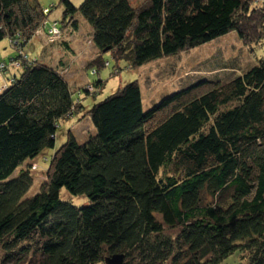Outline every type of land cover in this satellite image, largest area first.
<instances>
[{
    "label": "trees",
    "instance_id": "obj_1",
    "mask_svg": "<svg viewBox=\"0 0 264 264\" xmlns=\"http://www.w3.org/2000/svg\"><path fill=\"white\" fill-rule=\"evenodd\" d=\"M59 1L67 34L78 33V16L91 28L98 55L88 67H104L109 53L140 68L229 33L245 47L264 40L254 0ZM50 12L38 0H0V44L19 47L0 61L3 262L264 264V60L149 108L129 82L86 111L93 132L84 141L69 131L56 148L60 123L78 121L84 107L62 63L37 62L27 46ZM58 23L43 32L58 30L53 44L73 55ZM46 150L44 181L29 196L39 167L28 161Z\"/></svg>",
    "mask_w": 264,
    "mask_h": 264
},
{
    "label": "rangeland",
    "instance_id": "obj_2",
    "mask_svg": "<svg viewBox=\"0 0 264 264\" xmlns=\"http://www.w3.org/2000/svg\"><path fill=\"white\" fill-rule=\"evenodd\" d=\"M69 1L75 7L80 6L83 2V0ZM129 1L132 6L136 7L141 5L145 0ZM59 2V0H38L41 8H49L51 12L49 16H46V20L41 23L39 29L36 28L30 39V41H33L34 38H37L43 40L47 45H54L56 38H60V35L52 39L49 35L46 36L43 33V28L59 22L58 26L64 34L63 39L70 44V49L74 53L73 55L69 54L66 56L62 53V49L58 52L56 49L49 59L44 58L46 61L53 59L50 64L55 67H57L58 63H62L60 72L70 84L73 98L76 100L80 97L81 104L84 107L81 112L80 108L76 110V112H80L76 115L78 116V121L73 118L67 122L60 123L56 135V148H59L65 142L69 131L72 132L77 140L80 142L84 141L91 132L86 111L93 104L114 94L119 88L129 82L136 81L138 83L143 106L149 108L161 98L167 96L168 93L185 88L201 78L217 75L222 81L225 79L229 80L234 74L246 70L249 66L256 65L259 60H264V40L258 45H253L252 48L245 47L238 40L235 33H229L208 44L184 51L173 57L148 63L140 68H131L124 60L116 61L109 53L101 55L102 61L105 63L104 67L99 68L96 65L88 67V63L96 59L98 55L97 50L89 44L91 28L81 16H78L79 31L77 34L74 32L69 35V24L71 21L67 20L66 23L64 22L65 24L60 23L63 8ZM252 6L253 8L264 9V0H254ZM52 28L50 27L48 30ZM17 48L19 47L16 46L15 50H13L9 44V40L5 39L0 44V61L8 63L10 59L15 58ZM27 51V49L24 50L26 53ZM98 82H101V85L97 86ZM85 89L88 94L94 95L86 94ZM52 154V151L46 150L32 161H28L34 162L31 164V167L35 163L39 167L38 171H33L35 172L33 173L34 183L30 189L29 196L34 193V190L35 193L39 191L40 185L44 181L42 168H47ZM3 258L1 250L0 264H5Z\"/></svg>",
    "mask_w": 264,
    "mask_h": 264
},
{
    "label": "crops",
    "instance_id": "obj_3",
    "mask_svg": "<svg viewBox=\"0 0 264 264\" xmlns=\"http://www.w3.org/2000/svg\"><path fill=\"white\" fill-rule=\"evenodd\" d=\"M44 33V32H43ZM43 38V37H40ZM30 45V49H32L33 56L38 58L39 61L44 63H51L53 59L46 61L44 58H50L54 50L57 49V52L61 49L57 45H47L43 40L34 38L31 40L27 46ZM26 46V47H27Z\"/></svg>",
    "mask_w": 264,
    "mask_h": 264
},
{
    "label": "built area",
    "instance_id": "obj_4",
    "mask_svg": "<svg viewBox=\"0 0 264 264\" xmlns=\"http://www.w3.org/2000/svg\"><path fill=\"white\" fill-rule=\"evenodd\" d=\"M54 30V31H53ZM49 31H50V33H49ZM55 32V33H54ZM48 35H49V37L50 38H52L53 39V37H58V35H59V32H58V30H56L54 27L52 28V29H50V30H48ZM57 39V38H56Z\"/></svg>",
    "mask_w": 264,
    "mask_h": 264
},
{
    "label": "water",
    "instance_id": "obj_5",
    "mask_svg": "<svg viewBox=\"0 0 264 264\" xmlns=\"http://www.w3.org/2000/svg\"><path fill=\"white\" fill-rule=\"evenodd\" d=\"M120 257H115L114 259L108 261V264H120Z\"/></svg>",
    "mask_w": 264,
    "mask_h": 264
}]
</instances>
